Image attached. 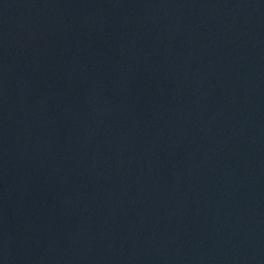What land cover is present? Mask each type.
<instances>
[{
  "label": "water",
  "instance_id": "95a60500",
  "mask_svg": "<svg viewBox=\"0 0 264 264\" xmlns=\"http://www.w3.org/2000/svg\"><path fill=\"white\" fill-rule=\"evenodd\" d=\"M0 264H264V0H0Z\"/></svg>",
  "mask_w": 264,
  "mask_h": 264
}]
</instances>
